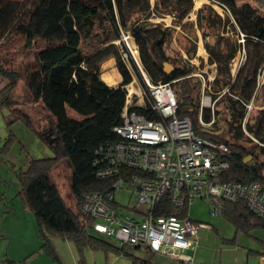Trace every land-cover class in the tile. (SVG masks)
Instances as JSON below:
<instances>
[{
  "label": "trees",
  "instance_id": "1",
  "mask_svg": "<svg viewBox=\"0 0 264 264\" xmlns=\"http://www.w3.org/2000/svg\"><path fill=\"white\" fill-rule=\"evenodd\" d=\"M209 1L210 4L200 7L196 15L198 17L201 10L207 9L219 20L217 28L210 16L206 18L208 28L215 30L213 36L216 40L212 45L205 41L204 48L208 63L215 64L213 91L223 93L222 102L229 112L224 129L214 120L218 111L212 114L210 109L203 108L200 112L194 103L193 93L199 89V81L190 75L195 67L182 62L172 65L170 73L164 72L163 63L170 60L164 51L170 29H162L161 24L148 21L149 18L169 14L173 16L174 25L184 28L186 23L181 21L190 13L192 0H156L152 9L149 0H33L29 6L0 0V37L14 30L23 37L26 46L37 45L36 63L26 75L25 85L32 100L41 102L51 117L49 127L44 131L46 134H38L52 150L53 156L28 159L25 168L16 172L20 198L25 209L34 214L39 235L46 245L49 244L47 234H55L72 240L80 255L83 246L126 253L125 246L110 243L93 232L91 218L80 210L86 194L96 192L107 196L113 193V185L121 172L141 175L126 169H120L117 175H102L110 167V147L120 140L113 129L121 123L127 93L125 85L130 83L131 75L120 62L121 57L114 44L88 56L83 54L82 43L95 36L96 29L102 33L105 44L120 40L122 31H129L150 80L155 84L172 85L177 116L188 117L196 135L229 147L230 153L226 157L228 168L221 175L222 181L264 184V161L259 160V156H264V109L258 110L245 122L247 133L255 141L242 130L246 106L258 99L260 91V104L264 106V85L260 87L257 83L259 76L264 74V13L258 5H237L235 0ZM254 1L264 6V0ZM211 4L223 8V21ZM201 32L204 40L210 35L204 30ZM227 33L225 37L223 34ZM239 36L243 38L242 42L236 41ZM241 46L244 61L232 77L230 63ZM185 53L191 59L193 51L185 48ZM110 57L116 58L122 76L117 86H108L99 78L101 63ZM132 67L143 86L134 63ZM0 76L7 81L0 91V108H10L12 121L22 119L31 125L25 113L12 109L8 98V92L20 78L19 72L4 68L0 61ZM173 85L177 88L174 89ZM134 109L146 116L148 114L147 108ZM199 115L204 124L212 121V127L200 126ZM243 141L250 146L243 145ZM247 155L253 162H244ZM60 161H65L70 169L69 192L75 202L74 209L65 203L50 177L51 170ZM109 202L117 205L114 196ZM186 208L182 211L184 214L188 211ZM164 213H170V210L165 208ZM221 214L236 232L264 229V219L247 208L244 201L224 202ZM227 242L232 244L234 238ZM261 243L259 254L264 255V242ZM140 262L150 264L147 260ZM174 264L184 263L174 261Z\"/></svg>",
  "mask_w": 264,
  "mask_h": 264
},
{
  "label": "rangeland",
  "instance_id": "2",
  "mask_svg": "<svg viewBox=\"0 0 264 264\" xmlns=\"http://www.w3.org/2000/svg\"><path fill=\"white\" fill-rule=\"evenodd\" d=\"M1 1L21 2L23 5L29 6L33 0ZM155 1L149 0L151 9ZM197 1L192 0L190 13L181 21V23H186L184 28L178 24L174 25L173 16L169 14L161 17H152L148 21L150 24H161L162 29L169 27L170 35L167 38L164 51L170 60L169 62L166 61V63L175 66L182 62L183 64L189 62L191 66L195 67V70L190 75L199 81V89L193 93L194 103L199 109H210L212 114L214 111H218V117L214 118V120L217 126H221L224 129L226 127L225 119L229 117V112L222 102L224 99L221 97L223 93L218 94L213 91V80L216 75L215 64L208 63V54L204 48L205 41L212 45L216 40L213 36L215 30L208 28L206 18L210 16L217 24V28L219 27V20L214 14H210L207 9L201 10L197 17V10L210 4L209 0H201L197 7ZM235 1L237 5L247 3L253 7L258 5L261 13H264V6L259 5L254 0ZM211 6L223 21L225 18L223 8L216 4H211ZM199 25H202V28ZM202 30L210 34L205 40L201 35ZM94 33L95 36L82 43L83 54L88 56L114 44L120 54V62L124 64V67L131 75L130 83L125 85L127 91L129 90L130 93L133 90L138 92V88L143 91V87L132 67V63H134L141 74L140 69L143 70V67L139 57L138 46L130 32L122 31L120 40H114L106 44L103 42V35L98 29ZM228 34L223 35L226 37ZM129 37L133 39V47L137 51L136 55L132 52ZM231 39L234 38L231 37ZM236 41L242 42L243 38L239 36ZM24 43L23 37L14 30L0 37V61H2L4 68L17 71L20 74V78L14 88L8 92V98L12 103L11 107L16 111L19 110L25 113L31 121V125H28L22 119L12 121L10 108L4 106L0 108V195H11L9 197L16 198L15 205L18 202L21 206V209L14 211L13 214L0 218V264H141L140 261L143 260H147L150 264H174V260L169 258L157 255L150 257L149 254L134 250L131 247L125 248V254H118L113 250H93L88 246H83L82 254L80 255L74 242L70 239L62 238L55 234H47L49 239V244L47 245L41 239L34 214L22 206L19 195L20 185L16 172L25 168L28 159H42L53 156L52 150L42 141L38 134L39 132L44 136V131L49 127L51 117L41 102L32 100L26 88V75L36 63L37 45L26 46ZM200 45L203 47L205 55L199 54ZM185 48L193 51L191 59H189L190 56L186 55ZM243 61L244 49L241 46L230 63L232 77L235 76L238 67ZM105 75L112 79V82L108 83L109 85L103 80ZM99 78L108 86H117L121 83L122 76L118 70L116 58L110 57L101 63ZM257 83L260 87L264 85V74L259 76ZM6 84L7 81L0 76V91ZM129 85H131V89L133 88L131 91L128 87ZM173 86L174 89L177 88V86ZM260 94L261 91L258 92V99L250 101L246 106L242 130L248 136L250 135L245 129V122L248 118L256 115L258 110L264 109V106L260 104ZM69 114L72 115L70 111ZM211 124L202 125L200 123V126L210 128L212 127ZM250 138L255 141L252 136ZM242 144L247 147L250 146L244 141ZM259 160L264 161V156H259ZM244 162H253L252 157L247 155L244 158ZM50 177L65 203L74 209L75 202L69 192L70 169L66 162L60 161L57 163L51 170ZM135 197L136 195L133 191L128 188H122L120 191L115 192L114 200L119 211L140 219V216L135 211L141 207L137 204ZM212 207L213 205L209 203L208 199L198 197L194 198L189 204L188 217L204 226L197 232L198 242L195 251L185 250L183 254L191 255L194 264H247L248 250L257 248L258 241L255 238L264 239V229L252 230L249 233L236 232L233 225L227 222L221 213L211 214L210 209ZM233 238L234 242L229 244L227 240H232ZM106 240L113 243L112 239Z\"/></svg>",
  "mask_w": 264,
  "mask_h": 264
},
{
  "label": "built area",
  "instance_id": "3",
  "mask_svg": "<svg viewBox=\"0 0 264 264\" xmlns=\"http://www.w3.org/2000/svg\"><path fill=\"white\" fill-rule=\"evenodd\" d=\"M140 72L143 91L138 88V92L130 93L125 87L121 123L113 129L120 140L110 147V167L102 175H117L120 169L141 175L121 172L113 193L86 194L80 210L91 218L93 232L119 246L191 264L193 257L183 251H195L197 232L204 226L182 212L191 201L196 197L208 199L213 205L210 212L216 215L223 211L224 202L241 200L264 219V184L222 181L229 147L196 135L191 120L176 114L171 84H155L144 70ZM134 108H147V116ZM198 120L202 125L212 123L204 124L201 115ZM122 188L135 193L141 207L135 212L140 219L122 213L109 202ZM165 208L170 213H164Z\"/></svg>",
  "mask_w": 264,
  "mask_h": 264
},
{
  "label": "crops",
  "instance_id": "4",
  "mask_svg": "<svg viewBox=\"0 0 264 264\" xmlns=\"http://www.w3.org/2000/svg\"><path fill=\"white\" fill-rule=\"evenodd\" d=\"M108 84V83H107ZM109 85V84H108ZM11 196V195H9ZM5 195H0V218L9 216L14 213V211L21 209L20 203L17 202L15 205V199ZM22 201V200H21ZM22 206L25 209L23 202ZM258 241L257 248L248 250L247 264H264V255L259 254L262 251V243L264 239L255 238Z\"/></svg>",
  "mask_w": 264,
  "mask_h": 264
},
{
  "label": "bare ground",
  "instance_id": "5",
  "mask_svg": "<svg viewBox=\"0 0 264 264\" xmlns=\"http://www.w3.org/2000/svg\"><path fill=\"white\" fill-rule=\"evenodd\" d=\"M201 3V0H198L197 2H196V5H197V7L199 6V4ZM130 38V43H131V45H132V52H133V54L134 55H136L137 54V51H136V49L133 47L134 46V42H133V39H132V37H129ZM199 54L200 55H203L204 54V50H203V47L200 45L199 46ZM205 55V54H204ZM103 80L106 82V84L107 83H111L112 82V79L108 76V75H105V76H103ZM129 88H130V91L133 89H131V85H129L128 86ZM133 92H135L134 90L132 91V93Z\"/></svg>",
  "mask_w": 264,
  "mask_h": 264
},
{
  "label": "water",
  "instance_id": "6",
  "mask_svg": "<svg viewBox=\"0 0 264 264\" xmlns=\"http://www.w3.org/2000/svg\"><path fill=\"white\" fill-rule=\"evenodd\" d=\"M163 70L165 73H170L173 70V66L169 63H163Z\"/></svg>",
  "mask_w": 264,
  "mask_h": 264
}]
</instances>
